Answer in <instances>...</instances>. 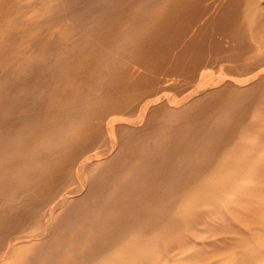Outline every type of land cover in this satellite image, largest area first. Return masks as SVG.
<instances>
[{
	"label": "rangeland",
	"instance_id": "374dc122",
	"mask_svg": "<svg viewBox=\"0 0 264 264\" xmlns=\"http://www.w3.org/2000/svg\"><path fill=\"white\" fill-rule=\"evenodd\" d=\"M262 250L264 0H0V264Z\"/></svg>",
	"mask_w": 264,
	"mask_h": 264
},
{
	"label": "bare ground",
	"instance_id": "6f19581e",
	"mask_svg": "<svg viewBox=\"0 0 264 264\" xmlns=\"http://www.w3.org/2000/svg\"><path fill=\"white\" fill-rule=\"evenodd\" d=\"M251 73V72H250ZM246 75H249V74H246ZM225 76V75H224ZM241 77H243V76H241ZM247 77V76H246ZM248 78V77H247ZM231 79V78H230ZM203 81V80H202ZM245 81H246V79H245ZM236 81H233V83H235ZM241 82V81H240ZM237 84H239L238 82H236ZM199 85H200V83H198ZM197 86V85H196ZM205 86V85H204ZM200 87V86H199ZM206 87V86H205ZM210 87V86H209ZM196 89H198V87H196ZM189 92V91H188ZM154 97V96H153ZM170 98V97H169ZM150 104V103H149ZM148 108V107H147ZM139 109V108H138ZM143 111H144V109H143ZM146 111V110H145ZM142 112V111H141ZM133 116H135V115H133ZM137 117V116H136ZM134 118V117H133ZM129 119H130V117H129ZM144 119V118H143ZM109 120H112V119H108V121ZM123 120V119H122ZM125 120V119H124ZM123 120V121H124ZM127 120V119H126ZM128 121V120H127ZM115 123V122H114ZM106 126V125H105ZM107 130V129H106ZM115 132V131H114ZM107 133H109V132H107ZM115 134V133H114ZM115 136V135H114ZM115 137H118V136H115ZM116 139V138H115ZM116 140H118V139H116ZM45 143V142H44ZM116 144V143H115ZM40 146V145H39ZM114 147H115V145H114ZM113 147V148H114ZM32 153V152H31ZM87 155V154H86ZM85 156V155H84ZM84 156H83V158L82 159H84ZM86 157V156H85ZM90 159H94V158H96V155H90V157H89ZM211 173V172H210ZM78 176V175H77ZM205 176V175H204ZM77 178V177H76ZM206 179V178H205ZM80 181V180H79ZM198 181H199V179H198ZM205 182V181H204ZM82 183V182H81ZM201 183V182H200ZM206 183V182H205ZM204 183V184H205ZM208 183V182H207ZM203 185V184H202ZM208 185V184H207ZM212 185V184H211ZM88 186V185H87ZM216 186V185H215ZM86 187V186H85ZM88 190V189H87ZM246 192V191H245ZM62 193V192H61ZM241 193V192H240ZM69 194V193H68ZM244 194V193H243ZM248 195V194H247ZM249 199V198H248ZM163 209V208H162ZM254 210V209H253ZM47 217V216H46ZM253 223V222H252ZM184 224V223H183ZM175 226V225H174ZM166 227V226H165ZM168 227V226H167ZM260 227V226H259ZM158 228V227H157ZM77 229V228H76ZM161 229V228H160ZM226 229V228H225ZM258 230V229H257ZM158 231V230H157ZM233 231V230H232ZM161 232V231H160ZM137 234H138V232H137ZM165 235V234H164ZM183 235V234H182ZM220 235V234H219ZM233 237V236H232ZM25 239V238H24ZM158 239V238H157ZM175 239H177V238H175ZM20 240V239H19ZM180 240V239H179ZM189 240V239H188ZM110 243V242H109ZM88 244V243H87ZM165 244V243H164ZM110 246V245H109ZM126 246V245H125ZM164 246V245H163ZM178 246H179V244H178ZM94 248V247H93ZM96 248V247H95ZM94 248V249H95ZM202 249V248H201ZM251 249V248H250ZM137 250V249H136ZM138 251V250H137ZM121 252V251H120ZM143 252V251H142ZM165 252V251H164ZM122 253H123V251H122ZM158 253V252H157ZM166 254V253H165ZM168 254V253H167ZM170 255H172V254H170ZM0 257H1V255H0ZM114 257V256H113ZM123 259V258H122ZM256 260H258L257 262H256V264H264V250H262L261 252H259L258 254H257V256H256ZM103 261V260H102ZM108 261V260H107ZM121 261V260H120ZM102 263V262H101ZM123 263H124V261H123ZM159 263V262H158ZM216 263H219V262H216ZM151 264H153V263H151ZM243 264H245V263H243Z\"/></svg>",
	"mask_w": 264,
	"mask_h": 264
}]
</instances>
